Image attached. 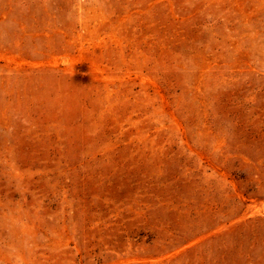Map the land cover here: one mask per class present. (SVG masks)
I'll return each instance as SVG.
<instances>
[{
  "label": "rangeland",
  "instance_id": "374dc122",
  "mask_svg": "<svg viewBox=\"0 0 264 264\" xmlns=\"http://www.w3.org/2000/svg\"><path fill=\"white\" fill-rule=\"evenodd\" d=\"M0 264H264V0H0Z\"/></svg>",
  "mask_w": 264,
  "mask_h": 264
}]
</instances>
